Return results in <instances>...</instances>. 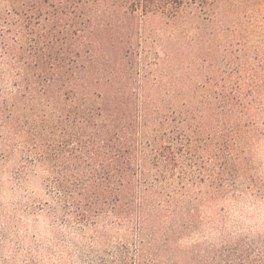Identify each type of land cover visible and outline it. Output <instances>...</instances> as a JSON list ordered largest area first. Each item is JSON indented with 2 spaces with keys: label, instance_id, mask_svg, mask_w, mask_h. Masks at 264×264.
Returning <instances> with one entry per match:
<instances>
[{
  "label": "trees",
  "instance_id": "trees-1",
  "mask_svg": "<svg viewBox=\"0 0 264 264\" xmlns=\"http://www.w3.org/2000/svg\"><path fill=\"white\" fill-rule=\"evenodd\" d=\"M8 1L0 0V150L47 168L56 212L70 233L83 231L102 248L99 263L264 264V237L233 238L217 224H226L228 206L264 200V163L256 165L264 148L263 5L244 22L233 18L232 0H105L100 16L109 25L124 3L132 15L196 19L198 32L220 16L218 45L197 33L191 52L149 54L142 104L145 86L134 85L128 56L89 55L80 42L76 53L55 57V42L35 43L22 21L36 2ZM66 5L53 20L88 17L79 22L88 33L91 10Z\"/></svg>",
  "mask_w": 264,
  "mask_h": 264
},
{
  "label": "rangeland",
  "instance_id": "rangeland-1",
  "mask_svg": "<svg viewBox=\"0 0 264 264\" xmlns=\"http://www.w3.org/2000/svg\"><path fill=\"white\" fill-rule=\"evenodd\" d=\"M9 1L21 8L37 4L35 14L24 17L22 21L35 43L43 41L44 45L46 38H50L52 45L55 42V57L61 53H76L80 49V42L85 46L82 52L89 50V55L107 53L121 55L123 58L128 56L124 67L131 70L134 85L145 86L140 88L138 94V102L142 104L146 101L149 104V99L145 97L147 90L149 91V54L154 56L164 55V52H191L198 45L197 33L203 35L204 39L211 38L213 44L218 45L220 41L219 15L202 25L198 32L197 27L200 25L196 19L189 23L181 17L174 21L160 16L149 18V15L144 16L141 12L132 15L126 3L123 4L125 9H121V13L109 25V20L100 16L104 11L102 4L105 0H69L70 3L66 0ZM95 1L99 3L95 4ZM258 2L264 7V0H232L235 8V15L232 17L245 22L244 16L247 19L253 16L254 13L249 9L257 6ZM66 4H73L84 11L91 10L94 18L90 22L88 33L83 34L82 24L79 23L88 20V17L83 16L76 21L73 18L62 22L58 18L53 20V15ZM124 11L129 16H125ZM167 22H170V26H166ZM68 23L72 30L70 37L63 33L69 27ZM128 28L132 30L131 34L128 33ZM74 32L78 36H74ZM98 42H102V49L95 52L94 44L99 45ZM86 65H89L88 62ZM165 65L173 69L169 64ZM93 69H98L97 65ZM7 82H3V86H7ZM256 160V165L261 167L264 163V148L257 154ZM0 161V264H100L102 248L97 244L93 246L94 243L87 240L89 238L83 231H77L78 234L70 233L65 227L66 218L62 211L56 212L59 199L56 197L57 190L50 184L51 176L47 168L35 164L26 166L18 151L9 160L8 153L0 150ZM26 167L28 168L24 170ZM254 199L240 200L237 204L228 206L226 224L221 220L217 224L224 226L233 238L264 237V200ZM220 209L221 207L217 211L220 212ZM214 237L219 239L220 236L215 234ZM111 240L115 244L120 241L115 236ZM116 246L111 245L109 249L116 252ZM106 255L110 259L113 257Z\"/></svg>",
  "mask_w": 264,
  "mask_h": 264
}]
</instances>
